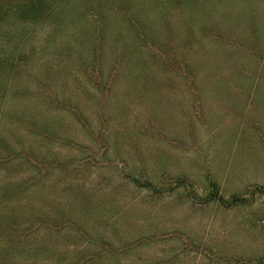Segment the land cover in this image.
Returning <instances> with one entry per match:
<instances>
[{
	"label": "rangeland",
	"instance_id": "rangeland-1",
	"mask_svg": "<svg viewBox=\"0 0 264 264\" xmlns=\"http://www.w3.org/2000/svg\"><path fill=\"white\" fill-rule=\"evenodd\" d=\"M16 1L0 264H264V0Z\"/></svg>",
	"mask_w": 264,
	"mask_h": 264
},
{
	"label": "trees",
	"instance_id": "trees-1",
	"mask_svg": "<svg viewBox=\"0 0 264 264\" xmlns=\"http://www.w3.org/2000/svg\"><path fill=\"white\" fill-rule=\"evenodd\" d=\"M6 3V0H0V13L3 7L8 6L5 5ZM47 3L48 0H17L13 5H11V9L13 11L16 9V13H19L20 16L25 17V14H27L29 15L27 17L37 19L47 12ZM0 59H3V57Z\"/></svg>",
	"mask_w": 264,
	"mask_h": 264
}]
</instances>
